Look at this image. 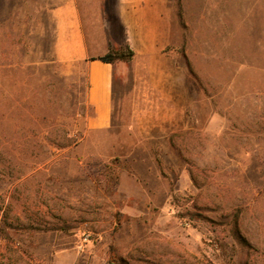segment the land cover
Returning a JSON list of instances; mask_svg holds the SVG:
<instances>
[{
	"label": "rangeland",
	"instance_id": "1",
	"mask_svg": "<svg viewBox=\"0 0 264 264\" xmlns=\"http://www.w3.org/2000/svg\"><path fill=\"white\" fill-rule=\"evenodd\" d=\"M103 1L74 0L118 48ZM65 2L0 0V264H264V0H170L105 130L57 55Z\"/></svg>",
	"mask_w": 264,
	"mask_h": 264
},
{
	"label": "crops",
	"instance_id": "2",
	"mask_svg": "<svg viewBox=\"0 0 264 264\" xmlns=\"http://www.w3.org/2000/svg\"><path fill=\"white\" fill-rule=\"evenodd\" d=\"M102 26L108 31L110 43L128 45L133 58L151 60L169 40L172 9L170 0H104ZM58 21L57 55L62 61H82L87 74L86 100L92 109L86 126L90 130H105L112 123L114 112V73L117 63L88 60L104 55L106 42L90 48L74 0L55 10Z\"/></svg>",
	"mask_w": 264,
	"mask_h": 264
},
{
	"label": "trees",
	"instance_id": "3",
	"mask_svg": "<svg viewBox=\"0 0 264 264\" xmlns=\"http://www.w3.org/2000/svg\"><path fill=\"white\" fill-rule=\"evenodd\" d=\"M133 56L134 52L127 44L118 48L109 45L104 55L95 58L91 57L88 60H98L102 63L128 62Z\"/></svg>",
	"mask_w": 264,
	"mask_h": 264
}]
</instances>
